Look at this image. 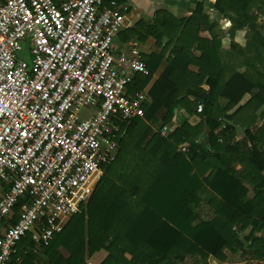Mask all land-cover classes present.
Returning a JSON list of instances; mask_svg holds the SVG:
<instances>
[{"label":"trees","instance_id":"obj_1","mask_svg":"<svg viewBox=\"0 0 264 264\" xmlns=\"http://www.w3.org/2000/svg\"><path fill=\"white\" fill-rule=\"evenodd\" d=\"M214 8L232 23L229 63L219 45L198 38L192 18L157 12L145 30L158 46L168 44L143 56L149 73L128 86L144 90L166 58L144 117L117 121L125 131L117 157L87 208L48 246L35 249L30 235L23 238L11 264H89L100 250L107 252L100 264H264V0H215ZM240 30L247 31L244 48L234 42ZM179 108L199 122L181 119L161 135ZM203 205L211 217L202 218Z\"/></svg>","mask_w":264,"mask_h":264},{"label":"built area","instance_id":"obj_2","mask_svg":"<svg viewBox=\"0 0 264 264\" xmlns=\"http://www.w3.org/2000/svg\"><path fill=\"white\" fill-rule=\"evenodd\" d=\"M127 10L118 0H0V264L26 236L40 249L65 229L117 157V121L144 117L148 92L128 89L149 73L140 43L114 52ZM179 124L174 116L161 135Z\"/></svg>","mask_w":264,"mask_h":264},{"label":"crops","instance_id":"obj_3","mask_svg":"<svg viewBox=\"0 0 264 264\" xmlns=\"http://www.w3.org/2000/svg\"><path fill=\"white\" fill-rule=\"evenodd\" d=\"M119 4L128 6L126 11V26L125 28L114 38V52L118 54L119 52L128 48L129 43L132 40H137L140 43L143 56H148L153 52L160 53L163 47L168 44V38H165L162 41V45L158 46L156 39L147 34L148 27L154 25V20L156 18L157 12H166L172 15L177 20H186L192 18L193 29L198 32V38L202 40L203 43L212 42L219 45L218 56L223 63H229L231 56V43L232 38L230 35V30L232 28L231 21L220 15L214 8L215 0H118ZM200 5L202 9L197 11V6ZM247 31L240 30L237 31L234 42L241 48H244L247 44L246 39ZM216 41V42H215ZM188 43H193V40H188ZM176 44L173 43L171 46H168L169 55L171 49ZM207 49V45H203ZM195 58H201L203 51L201 48L192 49ZM167 66L166 58L163 60L161 66L158 68L157 72L154 75L151 83L145 88L149 92L150 87L153 83L159 78L162 72ZM193 70L197 71V67L193 66ZM204 90H208L209 86L206 84L202 85ZM149 95V93H148ZM150 98V97H149ZM250 99V95H246L240 105H244ZM222 103L223 100H222ZM175 116L179 119H188L192 125H195L199 122V115H189L183 109H177L175 111ZM238 130L237 139L241 140L244 136L243 131ZM240 168V167H238ZM108 175V173H107ZM107 175L105 178H107ZM97 192V191H96ZM201 211V210H200ZM210 212V210L208 209ZM211 213V212H210ZM212 215V213H211ZM202 216V214H201ZM203 218V216H202ZM249 233V231H245ZM244 236V235H243ZM107 252L105 250H100L94 253L90 258L89 264H100L106 257ZM218 264L214 259H211V264ZM246 264L245 262H234V264Z\"/></svg>","mask_w":264,"mask_h":264},{"label":"rangeland","instance_id":"obj_4","mask_svg":"<svg viewBox=\"0 0 264 264\" xmlns=\"http://www.w3.org/2000/svg\"><path fill=\"white\" fill-rule=\"evenodd\" d=\"M21 55H23V54H21ZM86 208H87V205H85L82 210H85ZM200 213L202 214L203 218H209V217H211V213L208 211V208L205 205L202 206ZM189 262H193V260L190 259V260L186 261L185 263H189ZM40 264H44V263L43 262H40ZM212 264H214V263H212Z\"/></svg>","mask_w":264,"mask_h":264},{"label":"water","instance_id":"obj_5","mask_svg":"<svg viewBox=\"0 0 264 264\" xmlns=\"http://www.w3.org/2000/svg\"><path fill=\"white\" fill-rule=\"evenodd\" d=\"M202 137H204V134L202 135Z\"/></svg>","mask_w":264,"mask_h":264}]
</instances>
